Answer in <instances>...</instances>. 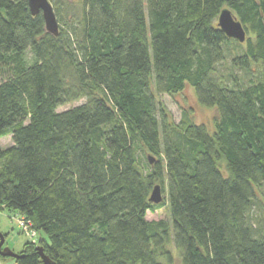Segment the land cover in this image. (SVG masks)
<instances>
[{
	"label": "trees",
	"instance_id": "obj_1",
	"mask_svg": "<svg viewBox=\"0 0 264 264\" xmlns=\"http://www.w3.org/2000/svg\"><path fill=\"white\" fill-rule=\"evenodd\" d=\"M48 1L57 36L0 0V212L39 234L15 263L264 264V77L219 71L230 42L232 68L264 69V0ZM187 87L211 133L157 99Z\"/></svg>",
	"mask_w": 264,
	"mask_h": 264
},
{
	"label": "rangeland",
	"instance_id": "obj_2",
	"mask_svg": "<svg viewBox=\"0 0 264 264\" xmlns=\"http://www.w3.org/2000/svg\"><path fill=\"white\" fill-rule=\"evenodd\" d=\"M229 44V46H226V61L219 68V71L226 78L228 75H234L240 84H244L247 83L250 78L259 76L260 71L264 77V69L261 68H252L251 73L248 74L240 69L232 68L230 61L235 56V50L237 46L233 42H230ZM157 99L163 103L165 109L174 122H178L180 120L181 114L183 112H187L192 116L193 122L196 125H204L210 133L213 131V117L214 114L216 115V111L215 109H209L199 105L196 100L194 90L191 87H187L182 93L173 97L161 95L157 97ZM79 104H81V102L66 105L59 108L58 111H64ZM0 145L2 148L12 145L11 136L0 139ZM253 216L255 217L256 215ZM146 220H169V214L166 205L161 206L153 212H148L146 214ZM22 223H24L23 218L19 215L8 211L0 212V234L4 239L2 249L8 248L13 253L19 255L25 243L31 242L32 244L37 245L39 234H33V232L28 230L24 231L25 225L23 226ZM171 249L174 255L177 257V253L174 248L172 247ZM0 260H6L7 264H16L15 259L13 258L0 256Z\"/></svg>",
	"mask_w": 264,
	"mask_h": 264
},
{
	"label": "water",
	"instance_id": "obj_3",
	"mask_svg": "<svg viewBox=\"0 0 264 264\" xmlns=\"http://www.w3.org/2000/svg\"><path fill=\"white\" fill-rule=\"evenodd\" d=\"M30 13L32 16H36L39 13L42 14L45 30L47 33L57 36L58 35V24L53 12V8L48 0H27ZM218 28L224 33L227 38L236 40L239 43H244L246 40V34L241 23L232 15L228 9L221 10L217 19ZM149 162L152 163V159L149 158ZM149 201L154 204H159L162 201L161 188L159 185L154 186ZM4 239L0 234V256L9 257L15 260L21 258V255H17L10 251L8 248L2 249ZM36 251L40 256L43 264H56L44 255L41 247H37Z\"/></svg>",
	"mask_w": 264,
	"mask_h": 264
},
{
	"label": "built area",
	"instance_id": "obj_4",
	"mask_svg": "<svg viewBox=\"0 0 264 264\" xmlns=\"http://www.w3.org/2000/svg\"><path fill=\"white\" fill-rule=\"evenodd\" d=\"M23 222L25 223H22V225L25 227L24 228V231H31V232H33V234L35 233L30 227H31V224L29 223V222H27L25 219H23Z\"/></svg>",
	"mask_w": 264,
	"mask_h": 264
},
{
	"label": "crops",
	"instance_id": "obj_5",
	"mask_svg": "<svg viewBox=\"0 0 264 264\" xmlns=\"http://www.w3.org/2000/svg\"><path fill=\"white\" fill-rule=\"evenodd\" d=\"M0 264H7L6 260H0Z\"/></svg>",
	"mask_w": 264,
	"mask_h": 264
}]
</instances>
